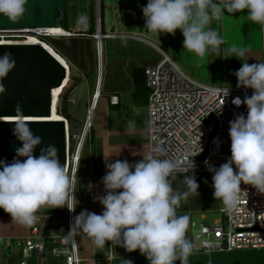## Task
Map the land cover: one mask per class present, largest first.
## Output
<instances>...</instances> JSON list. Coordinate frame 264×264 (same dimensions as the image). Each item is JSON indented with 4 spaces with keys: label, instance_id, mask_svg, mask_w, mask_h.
Wrapping results in <instances>:
<instances>
[{
    "label": "clouds",
    "instance_id": "1",
    "mask_svg": "<svg viewBox=\"0 0 264 264\" xmlns=\"http://www.w3.org/2000/svg\"><path fill=\"white\" fill-rule=\"evenodd\" d=\"M28 2L0 0V14L17 22L26 14ZM225 10L229 14L247 10L249 21L264 26V0H148L142 6L145 29L173 36L180 29L184 50L194 53L197 58H203L209 51L218 52L224 44L211 23L219 21ZM98 25L97 29L101 28ZM229 51L232 54L224 58L235 56L243 61L234 72L237 87L254 91L250 96L246 94L243 100L237 98L235 101L238 106L246 104L248 111L246 116L236 114L229 122L230 158L218 168L210 165L208 160L205 164L213 173L214 198L220 200L223 210L231 214L240 202L242 183L264 195V61L249 64L243 59L247 50L242 47H233ZM15 64L10 51L0 53V94L6 91L2 80ZM223 105L218 108L221 112ZM15 110L21 114L22 106L17 103ZM7 122L15 124L13 134L22 142V147L16 149V157L11 163L0 160V208L11 215L12 222L25 227L36 222V213L44 206L53 209L66 205L74 212L77 204L69 205L66 200L75 181L70 179L66 163L61 165L57 146L42 147L37 157L34 150L42 144V137L31 131L30 121L21 115L20 119ZM201 150L186 158L185 171L193 174L183 176L187 189L183 193L172 186L177 163L166 158L159 147L142 155L143 159L135 163L127 159L107 162V172L102 178L105 192L96 197L103 205L102 213L82 210L73 218L68 234L82 233L100 249L111 241L128 252L139 250L149 264H175L178 260L180 264H189L194 250L186 236L189 216H178L176 209L189 195H199V184L194 175L196 164L190 157ZM123 264L133 262L123 259Z\"/></svg>",
    "mask_w": 264,
    "mask_h": 264
},
{
    "label": "built area",
    "instance_id": "2",
    "mask_svg": "<svg viewBox=\"0 0 264 264\" xmlns=\"http://www.w3.org/2000/svg\"><path fill=\"white\" fill-rule=\"evenodd\" d=\"M53 29L51 27L0 28V44L3 42L28 43L31 39L42 43V41L46 42L47 37L73 35L67 31L54 34ZM261 31V52L262 61H264V26L262 25ZM99 33H101L100 27L97 33L92 35L97 44L98 76L80 129L73 130L70 121L65 118L66 168L70 179L75 181L74 189L69 188L66 200L69 205H75L77 176L86 140L93 127L94 111L101 96L102 41L107 37L118 36L102 34L99 37ZM11 38L14 40H9ZM67 74L70 75L69 63ZM144 78L148 90L149 151L155 147L163 149L165 157L177 163L176 172H186L185 168L188 166L186 158L201 149L199 154L190 157L195 161V172H210L208 165L205 164L206 160L217 168L227 162L231 156L229 122L235 118L236 114L242 113L246 116L248 111L246 104L241 103L238 106L235 101L237 98L243 100L246 94L252 95L254 90L203 84L186 73L164 50L162 58L157 63L144 67ZM70 101L73 102V100ZM111 103L117 105L119 97L112 95ZM223 103L221 112L218 108ZM212 116L218 121V129L210 138L211 131L206 121ZM225 147H227L226 150ZM206 149L208 153L204 159H195ZM233 167L235 168L234 165ZM241 188L240 202L231 214L223 210L222 219L211 225H203L195 232L194 237L203 251L264 250V195L258 194L251 185L242 183ZM64 212L62 214L36 213V222L30 226L28 233L0 236V241L4 244L0 246L4 251L0 256V264H51L50 260H54L52 264H81L78 235L77 233L68 234L76 213L69 211L66 205ZM59 215L66 217L64 225L56 222V217ZM16 254L21 255L22 259L18 261L15 258Z\"/></svg>",
    "mask_w": 264,
    "mask_h": 264
},
{
    "label": "crops",
    "instance_id": "3",
    "mask_svg": "<svg viewBox=\"0 0 264 264\" xmlns=\"http://www.w3.org/2000/svg\"><path fill=\"white\" fill-rule=\"evenodd\" d=\"M94 1L99 17L100 0ZM147 3L148 0H104L105 25L104 30L101 28V34H117L118 36L107 37L102 41L101 96L94 111V116L102 99L108 100L105 107L106 122H102L103 124L98 127L93 116L94 137L92 148L89 146L86 150L84 149L88 153L85 154L86 152H84L83 154L82 161L84 162L81 164L83 171H79V176H77L75 190L77 215L84 209L97 214L102 213L103 205L96 197L103 195L105 192L102 178L107 172V162L127 159L130 163H135L142 160V155L149 152L148 94L147 98L141 94V91L136 95L134 94L135 81L129 70V65L133 64L135 67L144 68L147 65L157 63L162 58L164 50L162 44L169 40L170 34L152 33L145 29L146 21L142 6ZM89 4L90 0H67L69 30L73 36H85L79 32L84 31L88 26ZM214 21L216 20H213L211 25L214 24ZM244 48L247 51L243 59L248 60L249 64L262 61V52L258 44H255L254 48L253 46L252 48ZM150 50L151 55L155 56L147 54ZM54 51L67 68L68 62L66 59L55 49ZM67 78L68 81L70 75ZM73 83L74 80L72 79L71 84ZM228 84L221 86L237 87L238 83L228 82ZM112 95L119 97V103L117 104L119 110H113L110 107ZM72 98L73 102L71 104L77 103L76 98L73 96ZM73 115L79 116L75 112H73ZM84 159H87L89 163H85ZM186 174L191 175L193 173H175L176 178L172 181L175 191L183 193L187 190L186 185L183 183V176ZM194 175L199 184V195H189L187 200H182L180 207L176 209L178 216H189V227L186 236L194 245L193 253L189 257V264H264V250L205 252L200 249V243L197 245L195 240L192 241L193 234L199 230L198 220L194 218L197 213L202 219H205V211L212 210L223 213L224 208L222 202L216 200L213 196V173L194 172ZM218 220L215 219L213 223H202L200 225H211ZM77 235L79 254L82 258L81 264H123V259L131 260L133 264H149L147 258L139 250L128 252L124 247L115 243L112 244L111 241L106 242V246L100 249L95 247L92 240L87 236L82 233H77ZM175 264H180V261H176Z\"/></svg>",
    "mask_w": 264,
    "mask_h": 264
},
{
    "label": "water",
    "instance_id": "4",
    "mask_svg": "<svg viewBox=\"0 0 264 264\" xmlns=\"http://www.w3.org/2000/svg\"><path fill=\"white\" fill-rule=\"evenodd\" d=\"M26 8V14L17 22H12L0 14V28L65 29L67 25V0H29ZM6 51L13 54L16 64L2 80L6 91L0 94V160L11 163L16 157V149L22 147V142L13 134L15 124L7 122L16 121L22 115L24 119L30 121L31 131L42 137V144L35 148L34 155L38 157L42 147L55 144L59 149L61 165L66 163L67 166L66 121L53 118L54 89L64 84L68 76L66 66L41 44H0V53ZM17 103L22 106L21 114L16 113ZM206 122L212 138L217 132L218 121L212 116ZM207 153L206 149L195 159H204Z\"/></svg>",
    "mask_w": 264,
    "mask_h": 264
},
{
    "label": "rangeland",
    "instance_id": "5",
    "mask_svg": "<svg viewBox=\"0 0 264 264\" xmlns=\"http://www.w3.org/2000/svg\"><path fill=\"white\" fill-rule=\"evenodd\" d=\"M246 13L247 10H245L244 12L229 14L225 10V14L222 16V18L219 21H214V24L211 25V27L215 29L224 40V44L221 45L220 50L218 52L209 51L206 52L203 58H197L194 53H189L187 52V50H184L183 48L184 36L182 34V31L179 29L176 30L174 36L170 34L169 40L165 43L166 48H164V50L167 54H169L172 57L174 61H176L182 67V69L186 73H188L193 78H195L196 80H198L203 84L212 85V86L215 85L221 86L223 84L229 85L228 82L238 83V79L234 75V72L242 66L243 61L235 56L228 58H224V56H228L232 54L230 53L229 50L233 47L252 48L253 46L254 48L255 44H258L259 49H261L262 47L261 25L249 21L247 19ZM98 24H100L99 18H98ZM62 40L63 39L61 38H47L45 40L47 43L43 41V44L57 57L58 55L56 54L54 49L60 52L62 51L61 48L65 49V51L69 53V55H71L72 50L68 47L67 43ZM28 43L36 44L32 40L31 42ZM147 54L151 55V50ZM151 56H155V55H151ZM71 57L76 58L74 59L75 63L72 62L73 73L74 75H77L79 79L82 80L74 89L71 95V97L73 96L76 98L79 105V109L77 107L74 108V105L70 103L69 106L67 105L68 111L65 112V115L70 120L72 129L79 130L82 121L85 118L88 101L91 99L92 93L95 88V83L97 78V60L95 58V61L93 63L94 72L89 73V70L87 69L90 67V64L88 65L89 67L87 69L85 68L83 69V67L80 64L79 56L75 54V56L71 55ZM198 59L199 62H197ZM85 65H87V63ZM107 102L108 100L102 99V102L97 112L95 113L94 122L96 125H98V127L103 124L102 122H106L105 107L107 105ZM74 110H78L77 114L79 116L72 115V112ZM90 146L92 148V143H90ZM87 147L88 146L86 145V148ZM226 149L227 147H225V150ZM85 150L84 152H86L85 154H87L88 152ZM87 161L88 160L86 159L85 163ZM83 162L84 161H82V163ZM88 163L89 162H87V164ZM82 171L83 170L81 165L80 172ZM41 210L42 211H37V213L39 212L41 213L58 212L61 214L65 213L64 206L61 208H53V209L44 206L41 208ZM75 213L77 215V207L75 209ZM205 214H206L205 219H202L199 216V213H197V215L194 217L195 219L198 220L199 229L201 227L200 224L202 223L210 224L213 223L215 219H222L224 217V213H221L219 211H212V210L205 211ZM56 222L59 225H64L66 223V217L64 215H59L56 217ZM29 230H30V226L25 227L20 224L14 223L12 222V217L10 214L6 213L5 211H0V236L24 234V233H28ZM194 234L192 237L193 238L192 241L195 240V243H197L198 245L199 242L195 239ZM0 246H4L2 241H0ZM3 253L4 251L0 248V256H2ZM15 258H17V260L19 261L22 259V256L16 254ZM53 262L54 260H50L51 264Z\"/></svg>",
    "mask_w": 264,
    "mask_h": 264
},
{
    "label": "trees",
    "instance_id": "6",
    "mask_svg": "<svg viewBox=\"0 0 264 264\" xmlns=\"http://www.w3.org/2000/svg\"><path fill=\"white\" fill-rule=\"evenodd\" d=\"M89 11H90V16H89V22L88 26L84 31H81L79 33H83L85 36H58V37H47V38H61L63 39L62 41L66 42L68 47L72 50L71 55L75 56L77 54L80 59V64L83 67V69H87V66L90 64V67L87 69L89 70V73L94 72V67L93 63L95 61V58L97 60V44L95 42V38L92 36L93 34H96L97 32V24H98V18L100 21V26L102 30H104V25H105V6H104V0H100V10H99V17L97 16V11L95 8V1L90 0L89 4ZM66 31H69V22L67 20V25L65 27ZM164 34V33H161ZM46 38V39H47ZM43 42V41H42ZM163 49L166 48V44L162 45ZM61 52L57 51L61 56H63L65 59H67L68 63L70 64V78L67 81L68 78H66L64 85L60 87L56 94H55V112L57 113L58 116L67 118L65 115V112L68 111V106L71 103V97L72 92L74 89L77 87V85L81 82L82 79H79L77 75H74L73 69H72V62L75 63L72 59H76L75 57H71L69 53L65 51V49L61 48ZM90 61V62H89ZM88 63V65H85ZM92 64V65H91ZM129 70L131 72V75L135 81V91L134 94H138V92L141 91V94L145 95L147 98L148 90L145 85V78H144V68L140 66H134L133 64L129 65ZM72 79L74 80V83L71 84ZM62 92V93H61ZM60 95V96H59ZM68 105V106H67ZM74 107H77L79 109L78 102L73 104ZM88 106V105H87ZM110 107L113 110H119V105H110ZM87 109V107H86ZM73 112L78 113V110H74ZM72 112V115H73ZM86 114V113H85ZM68 119V118H67ZM69 120V119H68ZM70 121V120H69ZM71 124V122H70ZM94 137V131L93 128L91 129L90 136L86 140L85 148L86 145L89 147L90 143H92ZM84 148V149H85ZM82 163V162H81ZM80 169H81V164H80ZM61 208V207H58ZM46 210V209H45ZM0 211H4L3 209H0ZM38 211H42L41 209Z\"/></svg>",
    "mask_w": 264,
    "mask_h": 264
},
{
    "label": "bare ground",
    "instance_id": "7",
    "mask_svg": "<svg viewBox=\"0 0 264 264\" xmlns=\"http://www.w3.org/2000/svg\"><path fill=\"white\" fill-rule=\"evenodd\" d=\"M51 28H54L53 30H52V32H54V34H61V33H64V29L63 28H60V27H51ZM27 30H30V29H27ZM102 36V34L101 33H99V37H101ZM32 41H34L36 44H41V45H43L44 46V44H43V42L41 43V42H39L38 40H35V39H31ZM2 44H11V43H7V42H3ZM49 50V49H48ZM64 85V84H63ZM62 85V86H63ZM61 86V87H62ZM60 87H58V88H55L54 89V100H53V118H54V120H62V121H64L65 120V118H63V117H60V116H58L57 115V113L55 112V94H56V92H57V90L59 89ZM5 119H7V120H9V119H14V118H5ZM27 120V119H26ZM43 120H51V119H43Z\"/></svg>",
    "mask_w": 264,
    "mask_h": 264
},
{
    "label": "flooded vegetation",
    "instance_id": "8",
    "mask_svg": "<svg viewBox=\"0 0 264 264\" xmlns=\"http://www.w3.org/2000/svg\"><path fill=\"white\" fill-rule=\"evenodd\" d=\"M9 40H14V38H11V39H9ZM19 41H21V40H24V39H18Z\"/></svg>",
    "mask_w": 264,
    "mask_h": 264
}]
</instances>
